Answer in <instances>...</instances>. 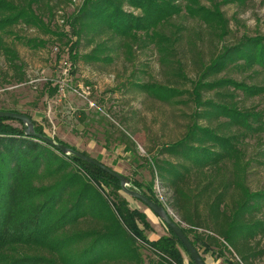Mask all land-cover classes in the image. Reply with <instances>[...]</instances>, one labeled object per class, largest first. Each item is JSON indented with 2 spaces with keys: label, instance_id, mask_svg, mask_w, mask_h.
<instances>
[{
  "label": "trees",
  "instance_id": "obj_1",
  "mask_svg": "<svg viewBox=\"0 0 264 264\" xmlns=\"http://www.w3.org/2000/svg\"><path fill=\"white\" fill-rule=\"evenodd\" d=\"M72 2L0 0L6 74L18 82L28 80L11 36L33 49L65 44L76 59L90 62L131 56L135 47L153 48L167 79L131 83L160 101L193 102L194 117L184 135L142 157L121 123L99 111L95 115L118 131V141L142 160L140 165L150 168L149 183L128 176L132 187L159 204L156 178L172 191L171 206L205 261L204 253H219L215 256L228 264H255L264 252L252 243L264 237V217L255 215L264 208V189L248 184L253 158L246 143H262L264 154V106L246 101L264 95V82L247 81L236 72L264 71V35L242 34L230 43V20L220 2L206 5L202 0H82L64 16L66 30L55 16ZM21 24L50 37L21 34L15 29ZM83 39L87 47L94 45L85 54L80 52ZM46 85L42 95L53 97L60 90L52 80ZM0 110L21 112L5 104ZM33 120L36 132L47 135ZM104 134L109 142L108 130ZM121 190L120 179L100 166L27 135L19 119L0 117V264H145L141 247L158 256L149 264H185L184 254L188 264H196L164 222L167 234L150 239L147 213L132 206Z\"/></svg>",
  "mask_w": 264,
  "mask_h": 264
},
{
  "label": "rangeland",
  "instance_id": "obj_2",
  "mask_svg": "<svg viewBox=\"0 0 264 264\" xmlns=\"http://www.w3.org/2000/svg\"><path fill=\"white\" fill-rule=\"evenodd\" d=\"M81 1L73 0L72 3L63 5L56 13L55 21L63 24L68 30L63 18L72 13ZM213 1L220 2L221 10L230 20L232 30L229 35L230 43H235L242 34L264 35V0L228 3H223V0H202L206 5ZM15 29L28 36L50 37V34L41 33L22 24ZM9 40L14 42L21 54L28 80L18 82L11 77L12 73L6 74L8 64L4 55L0 53V104L30 113L38 124L44 127L47 135L86 151L126 176L145 183L152 180L148 165H140L142 160L134 158L127 150L128 146L118 141V131L111 129L108 121L102 122L100 116L107 117L116 125L121 123L120 126L126 128L135 140L138 153L142 157L148 156L149 151L157 154L164 142L181 138L194 117L193 102L160 101L131 83L167 79L168 75L161 70L158 54L153 48L135 47L131 56L115 54L110 61L90 62L83 58L76 59L71 46L58 42H50L44 48L33 49L14 41L12 36ZM73 40H76V37H73ZM84 43L83 39L80 46L81 54L90 52L94 46L87 47ZM208 49L209 46H204V50ZM236 74L247 81L264 82V71ZM48 80L60 84L59 92L53 97L41 93ZM246 103L261 108L264 106V95L248 99ZM97 111L100 112V116L95 115ZM203 120L205 119L200 118V121ZM14 124L20 125L18 122ZM107 130L111 136L109 142L104 134ZM246 151L248 157L253 158L248 184L254 190L264 189L263 145L255 139H249ZM121 192L132 206L145 211L153 219L157 217L156 223L151 225L152 230L146 231L151 239L167 234L163 221L146 205L122 190ZM174 213L180 218L177 211L174 210ZM255 215L264 217V208L256 211ZM252 243L255 250H264V237L258 236ZM140 251L145 264L158 258L151 250L141 247ZM218 254L204 253L206 262L212 264L213 257ZM184 256L185 264H188V257L186 254ZM225 256L229 261L231 257ZM254 263L264 264V252L256 257Z\"/></svg>",
  "mask_w": 264,
  "mask_h": 264
},
{
  "label": "water",
  "instance_id": "obj_3",
  "mask_svg": "<svg viewBox=\"0 0 264 264\" xmlns=\"http://www.w3.org/2000/svg\"><path fill=\"white\" fill-rule=\"evenodd\" d=\"M6 116L11 118L19 119L23 122L25 133L29 136L37 137L41 140L48 142L50 145L56 147L58 150L65 154H74L88 162H91L97 166H100L105 171L116 176L121 181L122 190L127 195L140 200L144 205H146L156 216H158L166 225H168L175 234L179 237L183 245L186 247L190 253L192 259L196 264H207L203 259L202 254L199 252L197 247L193 244L192 240L187 236L183 230V225L178 223V221L170 214L168 209L163 205L159 204L149 196L145 195L137 188L132 187L131 180L128 176L118 172L117 170L111 168L102 161H99L93 156L87 155L82 151L76 150L72 146L67 144L57 142L52 136L37 133L35 130L34 120L31 116L23 112H16L10 110H0V117Z\"/></svg>",
  "mask_w": 264,
  "mask_h": 264
},
{
  "label": "built area",
  "instance_id": "obj_4",
  "mask_svg": "<svg viewBox=\"0 0 264 264\" xmlns=\"http://www.w3.org/2000/svg\"><path fill=\"white\" fill-rule=\"evenodd\" d=\"M155 195L156 197L162 202V204L168 209V211L170 212V214L179 222H181V224L183 226H187V224L185 222H183L175 213H174V209L171 206V202H172V192L171 190H169L168 188H166L161 181L156 178L155 180ZM185 224V225H184ZM185 226V227H186Z\"/></svg>",
  "mask_w": 264,
  "mask_h": 264
},
{
  "label": "crops",
  "instance_id": "obj_5",
  "mask_svg": "<svg viewBox=\"0 0 264 264\" xmlns=\"http://www.w3.org/2000/svg\"><path fill=\"white\" fill-rule=\"evenodd\" d=\"M148 215V214H147ZM148 218H149V221L151 222V225L152 224H155L156 223V219H157V217L155 218V219H153V218H151V217H149L148 216ZM152 230V229H151ZM153 232V231H152ZM160 236H162V235H160ZM160 236H158L157 238L155 237V239H158ZM148 237L150 238L151 236L150 235H148ZM151 239V238H150ZM155 239H153V240H155ZM207 264H210V263H207ZM212 264H228L227 262H225V259H224V257L222 256H215V257H213V262H212Z\"/></svg>",
  "mask_w": 264,
  "mask_h": 264
},
{
  "label": "bare ground",
  "instance_id": "obj_6",
  "mask_svg": "<svg viewBox=\"0 0 264 264\" xmlns=\"http://www.w3.org/2000/svg\"><path fill=\"white\" fill-rule=\"evenodd\" d=\"M150 210V209H149Z\"/></svg>",
  "mask_w": 264,
  "mask_h": 264
}]
</instances>
